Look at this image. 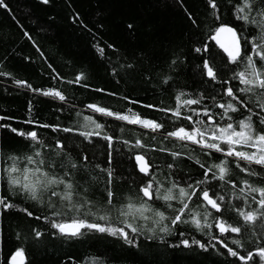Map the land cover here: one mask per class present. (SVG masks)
<instances>
[{
	"label": "snow or ice",
	"instance_id": "snow-or-ice-1",
	"mask_svg": "<svg viewBox=\"0 0 264 264\" xmlns=\"http://www.w3.org/2000/svg\"><path fill=\"white\" fill-rule=\"evenodd\" d=\"M40 2L47 5L50 0ZM175 3L199 28L184 0ZM205 3L209 9L205 20L212 21L206 25L205 37L214 42L215 48L207 42L193 47L194 52L205 54L202 65H197L201 76L198 90L177 89L174 106H164L163 100L159 106L141 104L162 113L159 121L143 117L132 108L120 112L94 103L86 105L93 113L149 130L152 135L147 140L139 135L134 141L114 137L105 131L110 125L98 122L92 115L83 116L82 122L74 126L24 121L33 126L31 130L0 123V142L19 138V147L0 144V215L16 212L29 221L43 220L47 226L43 230L31 227L37 243L45 235L72 241L86 233H99L136 249L142 238L169 249L195 247L207 252L211 248L234 258L230 264H264V0ZM0 8H7L5 0H0ZM224 15L229 19H223ZM136 27L132 22L124 25L129 33H135ZM24 36L31 38L26 31ZM93 47L102 59L108 60L114 77L137 67L133 61L120 63L119 49L111 42L104 46L95 43ZM106 49L117 53L115 61ZM181 63V55L174 53L167 64L168 72L161 71V85L174 80L171 73ZM0 76L10 77L11 73L0 70ZM56 78L68 85L89 87L83 71L74 79ZM144 78L150 80L151 74ZM12 83L58 99L62 102L58 111H64L63 104L68 102L65 93L55 87L34 88L26 80L15 78ZM217 84L218 89L205 86ZM122 99L139 103L126 96ZM31 107L29 102V112ZM68 111L76 110L70 105ZM80 115L76 111V116ZM6 119L11 118L0 116V121ZM36 129L75 133L87 143H92L93 137L102 139L108 146L107 167L90 159L83 148L79 152L70 148L68 135L43 137ZM120 131L123 133L124 129L121 127ZM117 142L135 162L126 192L120 189L124 178L117 177L114 167L115 153L121 152L114 148ZM168 143L173 146L169 148ZM155 153L171 159L160 160L152 155ZM186 161L197 168V176L180 167ZM241 173L245 175L240 176ZM29 205L40 209V214ZM248 232L259 238L246 249L244 238ZM197 234L205 238L203 242ZM20 236L17 231L16 238ZM24 238L27 242L28 235ZM221 249L226 251L221 253ZM7 264H26V249L12 250ZM83 264L102 262L86 259Z\"/></svg>",
	"mask_w": 264,
	"mask_h": 264
},
{
	"label": "trees",
	"instance_id": "trees-1",
	"mask_svg": "<svg viewBox=\"0 0 264 264\" xmlns=\"http://www.w3.org/2000/svg\"><path fill=\"white\" fill-rule=\"evenodd\" d=\"M5 3L7 8H0V70L11 73V76H0V116L11 119L0 123H11L20 129H32V125L24 123L29 119L74 126L82 122L83 116L92 115L98 122L109 124L105 131L114 137L134 141L139 135L141 139L147 140L152 135L149 130L93 113L86 105L94 103L120 112L132 108L143 117L159 121L163 117L162 113L141 107V104L159 106L163 100L164 106H174L173 96L177 89L189 92L198 90L201 76L197 65H202L201 57L205 54L194 52L193 47L204 42L214 46V42L206 41L205 37L208 30L206 25L212 24L210 19L205 20L209 11L205 0H184L187 8L195 14L199 28L191 24L175 0H50L47 5L40 0H5ZM77 16L79 19L75 18ZM222 18L229 19L227 15ZM127 22L136 24L135 33L125 30ZM25 31L29 33L30 39L24 36ZM106 42L117 46L120 63L133 61L137 67L127 74L121 72L119 77L111 75L108 60L102 59L93 47L95 43L104 46ZM215 50L224 55L222 50ZM174 53L181 55L183 63L171 73L174 80L169 85H161V71L168 72L167 64ZM106 54L113 61L117 58V53L111 50L106 49ZM142 56L147 59H142ZM80 71L88 76L85 81L89 85L87 88L68 85L56 78L74 79ZM147 74H151L150 80L144 78ZM13 78L26 80L34 88L55 87L62 90L68 98V102L63 104L64 111H58L62 104L58 99L17 87L12 83ZM203 79L206 81L207 77ZM205 86L219 88L218 84ZM97 88L103 91H95ZM125 96L139 103H129L122 99ZM70 105L81 113L79 117L76 111H68ZM180 123L187 124L186 121ZM36 130L43 137L68 135L70 148L76 152L83 148L90 159L107 167L108 146L102 139L93 137V142L87 143L82 142V138L75 133ZM0 144L19 147V138L6 139ZM172 146V143H168L169 148ZM114 148L121 149V152L115 153L114 167L117 177L124 178L120 189L126 192L133 179L130 173L135 162L120 143H114ZM152 155L160 160L171 159L160 153ZM180 167L193 177L198 175L191 161H186ZM29 207L37 215L40 214V209L31 205ZM232 219L235 220V216ZM31 227H41L43 230L47 226L43 220L29 221L16 212L0 215V264H7L11 251L17 247L26 249V264H83L86 259L102 264H230L234 259L218 254L211 248L207 252L195 247L169 249L163 244L145 242L142 238L140 248L136 249L99 233H86L72 241L51 239L45 235L37 243L33 241ZM17 231L21 232L19 239L16 238ZM25 235H28L27 242ZM232 236L239 238L235 234ZM197 238L202 242L205 239L198 234ZM258 238L251 232L246 233L245 248L253 247ZM170 239L174 243L178 242L175 238ZM225 251L221 249V253Z\"/></svg>",
	"mask_w": 264,
	"mask_h": 264
}]
</instances>
